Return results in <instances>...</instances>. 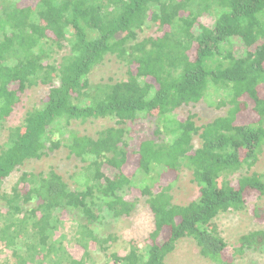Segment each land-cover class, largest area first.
Instances as JSON below:
<instances>
[{
    "label": "trees",
    "instance_id": "trees-1",
    "mask_svg": "<svg viewBox=\"0 0 264 264\" xmlns=\"http://www.w3.org/2000/svg\"><path fill=\"white\" fill-rule=\"evenodd\" d=\"M151 23L159 34L139 39ZM109 54L128 66L127 77L92 82ZM40 84L46 97L7 127L20 95ZM203 99L225 114L203 125L193 112L179 117L177 109ZM107 117L116 124L96 136L72 127ZM4 130L0 245L10 254L0 264H98L91 243L106 252L118 237L93 225L131 216L140 200L153 218L148 240H128L103 264H165L183 238L226 264L215 218L247 209L248 192L264 196V172H251L264 150V0H0ZM61 147L81 161L73 185L50 168L24 171L2 190L26 161ZM184 168L199 193L178 204L172 189ZM170 174L177 177L164 182ZM68 242L83 248L80 259ZM263 243L264 229L250 231L232 251Z\"/></svg>",
    "mask_w": 264,
    "mask_h": 264
},
{
    "label": "rangeland",
    "instance_id": "rangeland-1",
    "mask_svg": "<svg viewBox=\"0 0 264 264\" xmlns=\"http://www.w3.org/2000/svg\"><path fill=\"white\" fill-rule=\"evenodd\" d=\"M159 34L158 24L151 23L139 31V39L151 35ZM242 50V48L240 47ZM64 52L59 54L61 56ZM128 66L120 61L115 55H107L105 60L97 65L89 75L92 82L99 81H118L127 77ZM49 87L43 84L28 88L20 95L19 103L16 105L14 111L10 115L6 126H17L23 124L26 115L48 94ZM180 118H185L188 113H195V121L197 125H203L206 122L214 119L219 115L225 114V108L219 109L216 106L209 105L208 101L203 99L197 104H190L183 106L176 110ZM250 112V111H249ZM249 119L250 117L245 116ZM116 124V118H99L90 119L86 122L74 121L72 127L81 134H89L96 136L99 130L107 126ZM7 137V130L0 134V143ZM195 147L201 145V140L198 136L194 138ZM81 165L80 159L74 155L69 154L66 147H61L39 160H28L18 170H16L2 186V190H10L15 182L19 179L24 171L39 172L48 171L50 168H55L65 180L73 185L70 178L73 172L79 169ZM264 172V150L260 155L257 164L251 169V172ZM176 175H171L163 178L166 182L167 178L175 179ZM174 195V202L178 204H185L195 199L198 196L199 189L197 184L193 181L192 172L186 168L178 174L175 185L172 189ZM248 207L243 211H229L220 213L214 220L222 235L228 243L225 258L226 264H264V243L254 247L247 248L242 252H233L234 248L240 246V237L250 231L264 229V196H259L256 192H248L247 195ZM256 210L258 214L256 213ZM66 218V217H65ZM67 228L69 227L68 218L65 220ZM93 227L100 235L106 236L113 234L117 236L110 248L104 252L95 247L91 243V254L93 261L98 264H103L108 260L112 252H117L123 255L126 252V242L135 239L142 246L148 240L149 234L152 231L153 218L148 206L144 200H140L138 208L129 217L120 219L107 218L104 222L95 224ZM59 234V232H58ZM69 251L78 259L84 255V250L79 245L68 242ZM2 246L0 245V259L9 255V252L1 253ZM13 261V259H11ZM113 264V263H112ZM165 264H216L208 258L200 254L196 242L191 238L181 239L176 249L171 252Z\"/></svg>",
    "mask_w": 264,
    "mask_h": 264
}]
</instances>
